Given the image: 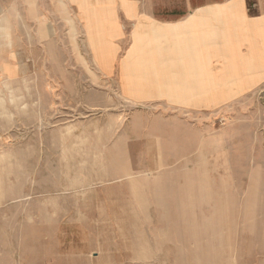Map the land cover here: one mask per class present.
I'll return each mask as SVG.
<instances>
[{
	"label": "rangeland",
	"instance_id": "1",
	"mask_svg": "<svg viewBox=\"0 0 264 264\" xmlns=\"http://www.w3.org/2000/svg\"><path fill=\"white\" fill-rule=\"evenodd\" d=\"M76 51L0 71V264H264V86L200 119L204 149L150 151L175 140L165 112L129 137L131 106Z\"/></svg>",
	"mask_w": 264,
	"mask_h": 264
},
{
	"label": "crops",
	"instance_id": "2",
	"mask_svg": "<svg viewBox=\"0 0 264 264\" xmlns=\"http://www.w3.org/2000/svg\"><path fill=\"white\" fill-rule=\"evenodd\" d=\"M60 39L116 83L131 106L129 137L151 135L165 112L175 140L146 137L150 151L204 149L200 119L264 86V0H0V71L39 70ZM235 73L243 88L217 95V77Z\"/></svg>",
	"mask_w": 264,
	"mask_h": 264
},
{
	"label": "bare ground",
	"instance_id": "3",
	"mask_svg": "<svg viewBox=\"0 0 264 264\" xmlns=\"http://www.w3.org/2000/svg\"><path fill=\"white\" fill-rule=\"evenodd\" d=\"M7 29V28H6ZM8 32V31H7Z\"/></svg>",
	"mask_w": 264,
	"mask_h": 264
}]
</instances>
